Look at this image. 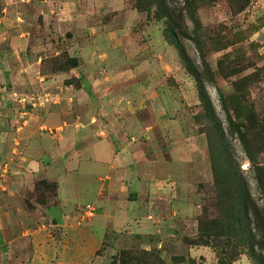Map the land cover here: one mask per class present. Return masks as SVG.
<instances>
[{
  "label": "rangeland",
  "instance_id": "1",
  "mask_svg": "<svg viewBox=\"0 0 264 264\" xmlns=\"http://www.w3.org/2000/svg\"><path fill=\"white\" fill-rule=\"evenodd\" d=\"M152 1L0 0V128L29 122L42 163L0 207L28 220L0 224V264H264V0H166L182 56Z\"/></svg>",
  "mask_w": 264,
  "mask_h": 264
},
{
  "label": "crops",
  "instance_id": "2",
  "mask_svg": "<svg viewBox=\"0 0 264 264\" xmlns=\"http://www.w3.org/2000/svg\"><path fill=\"white\" fill-rule=\"evenodd\" d=\"M19 115L21 117L22 113H19ZM19 121L20 120L16 121V118L11 117L9 120H5V125L0 128V207L3 208H8V206L11 207L10 209L14 208V205L7 204L10 201H22V198L26 194L27 189H29L33 184L34 173L42 168L41 161L33 159V157L28 153V150L25 147V144H28L30 140H33V136L36 140H38V133L36 131H33L34 127L30 125L29 122L27 123L26 121ZM17 122H19V124H16ZM70 130L71 132H64L60 134V136L71 137L72 147L85 144L84 142H81V140H79V138H84V129H79L78 127H70ZM94 153L95 157L99 155L100 157H103L105 159H107L108 157L106 156L105 150L101 145H98L97 148H95ZM66 154L67 153H65V155ZM63 184L64 183H62V185ZM62 185H58L56 189L58 207L56 208L57 213L50 214L52 216L57 215L60 217L62 215V210L64 213H68L66 215L69 216L70 214L68 210L69 203H66V199L63 198L65 196H63L64 193H60V187ZM71 199L73 198L71 197ZM64 203H66L67 205H64ZM49 209L47 211H49ZM10 215L12 216V214H4V216L2 217L3 221H0V224L3 226L28 224L27 217L23 216L22 212L20 217L16 216L14 218H11ZM19 232L21 235L23 234L21 230ZM2 235L3 229L0 228V239H3Z\"/></svg>",
  "mask_w": 264,
  "mask_h": 264
},
{
  "label": "trees",
  "instance_id": "3",
  "mask_svg": "<svg viewBox=\"0 0 264 264\" xmlns=\"http://www.w3.org/2000/svg\"><path fill=\"white\" fill-rule=\"evenodd\" d=\"M149 2V0H147ZM154 1V2H153ZM152 3L156 6L157 11L161 14L162 17L167 19L168 24L173 25V27H168L167 34L169 35L173 45L178 49L181 56L183 55L182 49L178 42V36H182L183 33L178 30L176 18L178 16L174 15V13L168 8L166 5V0H153ZM175 25V26H174ZM178 31V32H176ZM194 73V72H193ZM197 86L199 90V96L201 101L205 99V92L200 82L197 81ZM230 186L233 187V194L230 195V192L226 189L223 192V208L222 215L225 219V228H228L230 232H241L243 220H245L246 215L249 213V198L248 194L244 189V184L238 182L237 180L232 181ZM147 259H152L153 264H163L157 257L153 254L143 253ZM131 257L127 258L130 259ZM126 260L125 256L122 254L119 256V264H124ZM141 264H147L146 262H141Z\"/></svg>",
  "mask_w": 264,
  "mask_h": 264
}]
</instances>
